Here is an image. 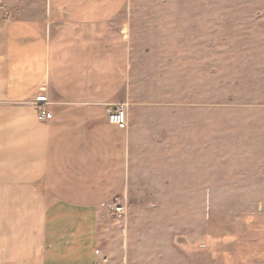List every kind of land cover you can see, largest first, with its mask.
<instances>
[{
    "label": "rangeland",
    "instance_id": "rangeland-1",
    "mask_svg": "<svg viewBox=\"0 0 264 264\" xmlns=\"http://www.w3.org/2000/svg\"><path fill=\"white\" fill-rule=\"evenodd\" d=\"M50 1L0 0V14L42 23ZM125 1L115 264H264V0Z\"/></svg>",
    "mask_w": 264,
    "mask_h": 264
},
{
    "label": "crops",
    "instance_id": "crops-1",
    "mask_svg": "<svg viewBox=\"0 0 264 264\" xmlns=\"http://www.w3.org/2000/svg\"><path fill=\"white\" fill-rule=\"evenodd\" d=\"M58 3L42 23L0 14V264H115L122 234L109 207L130 135L108 114L128 83L129 6Z\"/></svg>",
    "mask_w": 264,
    "mask_h": 264
},
{
    "label": "built area",
    "instance_id": "built-area-1",
    "mask_svg": "<svg viewBox=\"0 0 264 264\" xmlns=\"http://www.w3.org/2000/svg\"><path fill=\"white\" fill-rule=\"evenodd\" d=\"M45 101L46 100L44 97H40L39 99L34 101V103L36 105H39V104H44ZM46 116L47 114H46L45 109L41 107L39 116H38L39 120H45ZM108 121L110 124L117 126L119 129H122V130L126 129L127 127V103H124V102L115 103L108 114ZM112 212L116 218H121L125 214V207L121 204L114 205Z\"/></svg>",
    "mask_w": 264,
    "mask_h": 264
},
{
    "label": "water",
    "instance_id": "water-1",
    "mask_svg": "<svg viewBox=\"0 0 264 264\" xmlns=\"http://www.w3.org/2000/svg\"><path fill=\"white\" fill-rule=\"evenodd\" d=\"M110 112V111H109Z\"/></svg>",
    "mask_w": 264,
    "mask_h": 264
}]
</instances>
